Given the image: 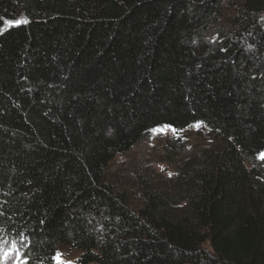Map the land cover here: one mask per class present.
Listing matches in <instances>:
<instances>
[{
	"label": "trees",
	"instance_id": "16d2710c",
	"mask_svg": "<svg viewBox=\"0 0 264 264\" xmlns=\"http://www.w3.org/2000/svg\"><path fill=\"white\" fill-rule=\"evenodd\" d=\"M159 126L224 144L136 208L106 171ZM262 154L264 0H0V252L264 264Z\"/></svg>",
	"mask_w": 264,
	"mask_h": 264
},
{
	"label": "rangeland",
	"instance_id": "374dc122",
	"mask_svg": "<svg viewBox=\"0 0 264 264\" xmlns=\"http://www.w3.org/2000/svg\"><path fill=\"white\" fill-rule=\"evenodd\" d=\"M10 20L24 21L27 18L22 10L15 17H3L2 31L18 25L9 24ZM217 29L226 35L233 31L229 26H219ZM223 144L221 139L195 127L176 131L170 126H159L128 153L117 156L111 162L106 171V180L120 190H127L132 205L137 208L141 204L140 188L143 184L167 187L170 178L175 176L177 165L184 169L182 175L186 179L190 168L203 161L208 153L219 150ZM57 253L62 255L64 261L79 264L80 252L72 247L59 245ZM18 259L12 250L11 253L0 252V264H17Z\"/></svg>",
	"mask_w": 264,
	"mask_h": 264
},
{
	"label": "snow or ice",
	"instance_id": "6c2138e0",
	"mask_svg": "<svg viewBox=\"0 0 264 264\" xmlns=\"http://www.w3.org/2000/svg\"><path fill=\"white\" fill-rule=\"evenodd\" d=\"M9 24H20V23H27L26 20L21 21V20H10L8 21ZM262 159H264V154L261 156ZM56 260V264H72L71 261H64L62 259V255L60 253H57L56 257H54ZM17 264H28V262L22 258L18 259Z\"/></svg>",
	"mask_w": 264,
	"mask_h": 264
}]
</instances>
